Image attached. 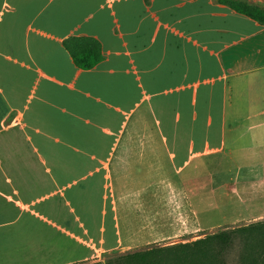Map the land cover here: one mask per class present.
<instances>
[{
    "label": "crops",
    "instance_id": "crops-1",
    "mask_svg": "<svg viewBox=\"0 0 264 264\" xmlns=\"http://www.w3.org/2000/svg\"><path fill=\"white\" fill-rule=\"evenodd\" d=\"M108 2L96 14L95 0L8 1L15 19L0 27V264H106L114 252L186 242L191 213L170 189L187 194L207 229L206 181L203 188L196 172H184L212 155L216 176L237 178L236 194H227L244 212L232 223L264 220V26L216 0ZM72 36L97 38L105 60L80 69L65 48ZM181 80L189 82L176 90L190 91L185 124L208 137L199 152L191 139L187 157L176 151V126L161 130L160 112L179 107L181 124V105L166 108L147 92ZM174 209L187 215L183 223L169 216Z\"/></svg>",
    "mask_w": 264,
    "mask_h": 264
},
{
    "label": "rangeland",
    "instance_id": "rangeland-1",
    "mask_svg": "<svg viewBox=\"0 0 264 264\" xmlns=\"http://www.w3.org/2000/svg\"><path fill=\"white\" fill-rule=\"evenodd\" d=\"M8 1L10 0H0V27L5 30L10 23H12L15 19V13L11 11V8L8 4ZM249 3L261 6L264 8V0H244ZM97 8L94 10V12L99 14L101 12L100 4L101 2L104 3L106 8L109 6L108 0H95ZM55 6H51V8H54ZM214 8L209 7L208 10H211ZM195 21L193 18H188L187 24L189 27L194 28ZM145 47H153L152 46V38H148L146 40V43L144 44ZM188 80L186 81H175L174 83L170 84L169 86H159L152 89H147L148 94L151 96L150 100H153L154 102H159L162 106H165L166 108L168 106H171L172 104H180V114L182 116L181 124H177V116L179 107L176 109H170L169 111H165V113H161V121L163 122V127L161 130L165 133V135H168L169 128L173 127V125L176 126L177 133L182 134L179 138H177V152L184 155L189 156L191 152V148L189 146V142L191 139L196 140V147L194 149L195 152L204 151V148H200L199 144H204L205 137L202 136V140H200L199 133L203 132V130L199 128H191L189 129L187 125L185 124L186 120V113L184 112L183 108L184 105L188 107L191 105L190 98L186 97L187 94L190 91L185 90H176L177 87L187 85ZM205 88V85H202L200 88V93L198 95V106H200L201 101V94L203 89ZM186 95V96H185ZM143 99V110H146V108L149 105V98L146 97V94L140 93L137 96V101L140 102ZM184 99L187 100L186 104H184ZM192 100V99H191ZM188 128V129H187ZM187 135H183L184 131ZM171 131V130H170ZM190 133V134H189ZM204 137V138H203ZM208 138V137H207ZM211 144L213 147H215L217 144L214 137L210 138ZM186 146V147H185ZM163 147V145H162ZM163 151L166 152V149ZM168 152V151H167ZM187 159V158H186ZM216 156L212 155L207 157V161H200L199 159L191 160V165L188 167L184 175L187 176L191 172H196L197 180L202 181L203 188H204V182L206 181V192L207 200H208V210L205 211V214L203 215L208 220V228L201 230V225L199 221V212L196 207H194L195 203L192 201L190 202V198L185 193H181L178 191H172L173 189H170L172 194H176V198L179 199V196L182 195L184 197V200L186 201V206L183 211H190L191 216V224H192V233L189 236V239L186 242H180V243H187V242H193L196 240H199L201 238H204L207 234L215 233L220 229H226V228H233L238 227L247 223H250L248 221H244L238 224L232 223L241 213H243L244 208H242L240 205H238L236 199L232 195L227 194V189L230 190L233 194H236V187H235V180L237 178H233V174L229 173L226 176H216L215 173L217 171V162H216ZM232 161H225V164L229 167H233ZM202 164V166H198L197 170L195 171L196 165ZM206 168V169H205ZM205 190V189H204ZM205 197V196H203ZM195 200V199H194ZM197 201V200H196ZM188 202V203H187ZM261 205V204H259ZM182 210L174 209L170 210V217L172 216L171 213L175 216V221L177 223H183V219L186 216L181 215L183 213ZM245 218L251 219L252 216L248 215L245 216ZM253 223V222H252ZM223 225L221 228L215 229L211 227V225L217 226V225ZM179 233V231H178ZM154 246V245H153ZM146 249V248H145ZM117 254H124L121 252H114ZM242 255H243V245L240 241H236L233 245V248L230 249L228 254L226 255L227 264H243L242 263Z\"/></svg>",
    "mask_w": 264,
    "mask_h": 264
},
{
    "label": "trees",
    "instance_id": "trees-1",
    "mask_svg": "<svg viewBox=\"0 0 264 264\" xmlns=\"http://www.w3.org/2000/svg\"><path fill=\"white\" fill-rule=\"evenodd\" d=\"M264 26V8L244 0H216ZM65 48L75 64L89 71L105 60L102 43L95 37L72 36ZM236 241L243 245V264H264V220L220 229L193 242L154 245L125 254L106 256V264H227L226 255Z\"/></svg>",
    "mask_w": 264,
    "mask_h": 264
}]
</instances>
